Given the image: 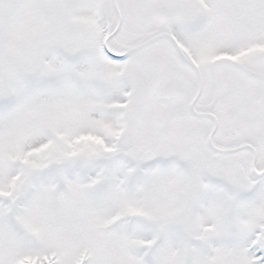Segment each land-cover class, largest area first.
Here are the masks:
<instances>
[{
	"label": "snow or ice",
	"instance_id": "6c2138e0",
	"mask_svg": "<svg viewBox=\"0 0 264 264\" xmlns=\"http://www.w3.org/2000/svg\"><path fill=\"white\" fill-rule=\"evenodd\" d=\"M0 264H264V0H0Z\"/></svg>",
	"mask_w": 264,
	"mask_h": 264
}]
</instances>
